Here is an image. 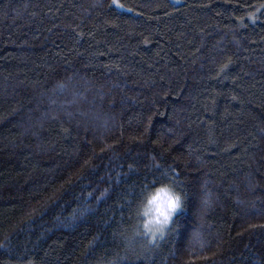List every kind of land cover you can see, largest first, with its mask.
Here are the masks:
<instances>
[{
    "label": "trees",
    "instance_id": "1",
    "mask_svg": "<svg viewBox=\"0 0 264 264\" xmlns=\"http://www.w3.org/2000/svg\"><path fill=\"white\" fill-rule=\"evenodd\" d=\"M118 2L0 0V264H264L260 0Z\"/></svg>",
    "mask_w": 264,
    "mask_h": 264
},
{
    "label": "clouds",
    "instance_id": "2",
    "mask_svg": "<svg viewBox=\"0 0 264 264\" xmlns=\"http://www.w3.org/2000/svg\"><path fill=\"white\" fill-rule=\"evenodd\" d=\"M184 201L183 192L169 182H161L146 190L139 205L144 229L150 234L164 236L173 228V217Z\"/></svg>",
    "mask_w": 264,
    "mask_h": 264
},
{
    "label": "snow or ice",
    "instance_id": "3",
    "mask_svg": "<svg viewBox=\"0 0 264 264\" xmlns=\"http://www.w3.org/2000/svg\"><path fill=\"white\" fill-rule=\"evenodd\" d=\"M113 4H115L117 7H124L123 5L119 4L118 0H112ZM253 7V12H250L248 13V16L250 19H255L256 18V14H262L264 15V0H260L259 4H254V5H249V4H245V8H248V7ZM242 19V18H240ZM145 43H147V40L145 39L144 41ZM231 61L229 60L228 62H226L224 65H222V69L223 68H226L227 67V63H230ZM232 99L233 100H236L238 99L237 96H235L233 94L232 96ZM241 104H243V101H241ZM149 112L152 111L151 108L148 109ZM161 115H163V113H160ZM147 122L148 124H151L152 120H151V115H149L147 117ZM146 130V129H145ZM139 138V137H138ZM153 143H157V141H153ZM232 147H235L234 144H230L229 145V148H232ZM164 151H167V149H164ZM129 167H133V165H129ZM169 171L172 172L173 176H178L179 173L175 170V169H172L171 167L169 168ZM202 187V186H201ZM187 189H185V194H184V197L187 196ZM200 195L203 197L202 200H201V208L202 209H206L210 206V197H211V193L210 192H201ZM99 199V198H98ZM175 225L174 227L172 228V231L174 232L175 231ZM250 228H252L253 230H256L257 228H259L261 230V235H264V222H261L260 224L256 225V224H251L249 225ZM193 240H196L199 238V234L196 233V232H193ZM5 240H7V237L5 238ZM0 246H4V241H0ZM212 245L210 243H201L200 244V250L203 251L205 250L206 248H210ZM212 255H214V253H212ZM206 259V258H205Z\"/></svg>",
    "mask_w": 264,
    "mask_h": 264
}]
</instances>
